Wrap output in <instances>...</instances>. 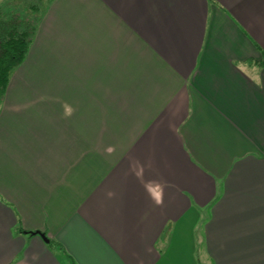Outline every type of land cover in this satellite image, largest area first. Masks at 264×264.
Listing matches in <instances>:
<instances>
[{
	"label": "crops",
	"instance_id": "obj_1",
	"mask_svg": "<svg viewBox=\"0 0 264 264\" xmlns=\"http://www.w3.org/2000/svg\"><path fill=\"white\" fill-rule=\"evenodd\" d=\"M263 58L264 0H51L0 105V264H264Z\"/></svg>",
	"mask_w": 264,
	"mask_h": 264
},
{
	"label": "trees",
	"instance_id": "obj_2",
	"mask_svg": "<svg viewBox=\"0 0 264 264\" xmlns=\"http://www.w3.org/2000/svg\"><path fill=\"white\" fill-rule=\"evenodd\" d=\"M44 11L45 6L39 0H3L0 4V105L12 73L23 62L37 33ZM260 64H264V58ZM18 229L23 232L21 226Z\"/></svg>",
	"mask_w": 264,
	"mask_h": 264
},
{
	"label": "rangeland",
	"instance_id": "obj_3",
	"mask_svg": "<svg viewBox=\"0 0 264 264\" xmlns=\"http://www.w3.org/2000/svg\"><path fill=\"white\" fill-rule=\"evenodd\" d=\"M42 6L44 5L45 7L50 3L51 0H39ZM3 2V0H0V4Z\"/></svg>",
	"mask_w": 264,
	"mask_h": 264
},
{
	"label": "water",
	"instance_id": "obj_4",
	"mask_svg": "<svg viewBox=\"0 0 264 264\" xmlns=\"http://www.w3.org/2000/svg\"><path fill=\"white\" fill-rule=\"evenodd\" d=\"M40 234H41L42 238H44L46 241H48V239L46 238L45 234H43V233H40Z\"/></svg>",
	"mask_w": 264,
	"mask_h": 264
}]
</instances>
